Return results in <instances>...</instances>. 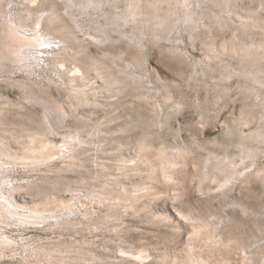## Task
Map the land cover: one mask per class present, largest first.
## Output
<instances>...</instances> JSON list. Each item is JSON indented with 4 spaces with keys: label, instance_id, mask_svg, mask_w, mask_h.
<instances>
[{
    "label": "rangeland",
    "instance_id": "374dc122",
    "mask_svg": "<svg viewBox=\"0 0 264 264\" xmlns=\"http://www.w3.org/2000/svg\"><path fill=\"white\" fill-rule=\"evenodd\" d=\"M65 1L0 0V264H264V59L230 46L264 0Z\"/></svg>",
    "mask_w": 264,
    "mask_h": 264
},
{
    "label": "bare ground",
    "instance_id": "6f19581e",
    "mask_svg": "<svg viewBox=\"0 0 264 264\" xmlns=\"http://www.w3.org/2000/svg\"><path fill=\"white\" fill-rule=\"evenodd\" d=\"M65 4L67 5V7L69 8V9H73V7H74V9H75V6H76V8L77 9H80L79 11H81L80 13H83V11L85 12L92 4H96V0H66L65 1ZM72 12V11H71ZM84 14V13H83ZM11 21V20H10ZM260 24V23H259ZM259 24H257L256 23V26L258 25V27H262L263 28V33H262V39L260 40V38H259V40L260 41H258V42H255V41H250V42H248V43H240V44H242L241 46H235L233 43H234V41H233V43H231V48H232V51L231 52H235V56H236V54H241V55H239L238 57L239 58H241V60H242V64L243 63H245L246 64V66H244V64H243V67H244V69L242 70V71H240V73H241V75H244V76H246L247 77V80H250V81H252V82H249L248 81V83H252L251 85H253V83L255 82L256 84L258 83V82H261V81H259L260 79H259V77H258V75H261V73L262 72H260L259 71V69H258V62H260V63H262V61L261 60H263L264 59V26H263V23H261L260 25ZM39 26V25H38ZM260 27V28H261ZM261 28V29H262ZM257 29V28H256ZM261 36V35H260ZM106 39V38H105ZM2 43H1V45H2V47H4L5 49L6 48H8L9 46H10V44L11 43H17L18 44V46H19V48H25L26 50L28 49V48H34L35 49V52L36 53H32L33 54V58L35 59V60H37V62H41L44 58H43V56H35V55H39L40 53H44V51L43 50H38L36 47H40V46H42V45H49V43H51V42H48V40H46L44 37H43V35H42V33H41V31H40V29L38 30V31H36L35 32V34H33V35H26V34H24V33H22V32H20V30L18 29V26H16L15 24H11V25H7L6 26V30H5V33H4V37H3V39H2V41H1ZM234 45V46H233ZM233 46V47H232ZM4 48H3V51H4ZM231 50V49H230ZM229 51V50H228ZM2 52V51H1ZM72 56V55H71ZM73 58L72 59H74L75 58V56L73 55L72 56ZM26 59V55H24V52H22L21 53V55H15L14 56V59H21V60H19V61H22V59ZM28 59V58H27ZM37 64H39V63H37ZM61 65V67L63 68L65 65L62 63V64H60ZM76 65V64H75ZM241 65V64H240ZM239 65V66H240ZM242 66V65H241ZM263 66V65H262ZM242 67V68H243ZM264 67V66H263ZM226 70V69H225ZM261 71H263V70H261ZM71 73L73 74V79H71L72 80V82H75L76 81V74L77 75H79L80 74V76H81V78H83L84 77V74H83V71L81 70V68L80 67H78V65L77 66H74L72 69H71ZM227 74H228V76L230 75V72H227ZM240 76V75H239ZM245 77V78H246ZM224 78V77H223ZM249 78V79H248ZM251 78V79H250ZM116 80V79H115ZM253 80H254V82H253ZM225 81V80H224ZM227 81V80H226ZM254 83V84H255ZM264 83V82H263ZM262 83V84H263ZM247 85V84H246ZM20 86V88H22L24 91L26 90V86L24 85V84H20L19 85ZM255 86V85H254ZM257 86V85H256ZM83 89H77V88H74V86H72V88H71V93H72V95L71 96H74L75 98H77L78 99V101L80 102V100H81V97L83 96ZM39 95V94H38ZM31 96V95H30ZM35 96V95H34ZM40 100V99H39ZM167 100H169L168 99V97H167ZM48 104V103H47ZM51 104V103H50ZM53 105H54V107H53ZM52 105V107H51V109H53L58 115H59V117L61 118V121H62V119H63V116H64V114H63V111L64 110H62V108H61V106L60 105H57V106H55V104H53ZM48 109V108H47ZM64 109V108H63ZM52 111V110H51ZM154 112H156V111H154ZM57 116V115H56ZM58 117V116H57ZM263 133V132H262ZM261 133V136L263 137L264 136V134H262ZM257 134H258V132H257ZM260 135V134H259ZM261 136L259 137V138H261ZM257 139V138H256ZM254 140V139H253ZM258 140V139H257ZM261 140V139H260ZM264 140V139H263ZM257 142V141H256ZM264 142V141H263ZM242 143H244V142H242ZM240 144V143H239ZM47 145V144H46ZM46 145H44V148H45V150L47 149V146ZM241 145V144H240ZM239 145V148L241 149L242 148V146H240ZM252 146V145H251ZM248 147V146H247ZM254 149V148H253ZM252 149V147H250V145H249V147L248 148H242V152L244 153V155H246L247 157H251V159H252V157H255V155L253 154L254 152H255V150L256 149H254L253 150ZM43 152V151H42ZM241 152V153H242ZM243 153H242V155H243ZM180 154H182V151L181 150H179V152H178V154L176 153V155H180ZM245 156V157H246ZM178 157V156H177ZM180 157V156H179ZM178 157V158H179ZM239 157H243V156H239ZM246 157V158H247ZM177 158V159H178ZM180 158H183V156L182 157H180ZM244 158V157H243ZM176 159V160H177ZM242 159V158H241ZM242 160H244V159H242ZM171 161H174V159L173 160H171ZM178 161V160H177ZM264 168V167H263ZM262 170V169H261ZM260 170V171H261ZM264 171V170H263ZM259 172V171H258ZM236 173V172H235ZM171 179H173V178H171ZM228 179H226V181H227ZM1 200H5L6 201V198L4 197V194H3V192L0 190V220H1V218H4L7 214H11V213H13L12 212V210H7V208L6 207H4L3 205H2V202H1ZM14 216V215H13ZM11 243V241L7 238V237H3V236H0V256H3L5 253V249L7 248V247H9V244ZM48 254V253H47ZM51 255V254H50ZM144 255H146V254H143V251H141V252H138L137 253V255H135V258H137L138 260H143L144 259ZM188 258V257H187ZM190 263L191 264H205L202 260H190Z\"/></svg>",
    "mask_w": 264,
    "mask_h": 264
}]
</instances>
